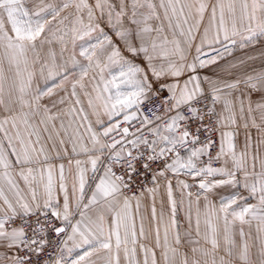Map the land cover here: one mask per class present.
Instances as JSON below:
<instances>
[{
  "label": "snow or ice",
  "instance_id": "6c2138e0",
  "mask_svg": "<svg viewBox=\"0 0 264 264\" xmlns=\"http://www.w3.org/2000/svg\"><path fill=\"white\" fill-rule=\"evenodd\" d=\"M0 264H264V0H0Z\"/></svg>",
  "mask_w": 264,
  "mask_h": 264
},
{
  "label": "crops",
  "instance_id": "0c3cea01",
  "mask_svg": "<svg viewBox=\"0 0 264 264\" xmlns=\"http://www.w3.org/2000/svg\"><path fill=\"white\" fill-rule=\"evenodd\" d=\"M48 155L50 157L51 162L57 166V170L60 164L64 165V173H65V176L68 178L69 184L71 183L72 177L75 174V161L77 159L82 160V161L86 159V157L84 156H77V155L72 154L71 144L68 145V152L61 153L60 158H57V150H49ZM150 204H151V197L146 193L144 201H143L142 211L144 210V208H148ZM156 206H157V212L159 213V210H160L159 195L157 196V199H156ZM137 226H139V222H137ZM161 236H163L162 228H161Z\"/></svg>",
  "mask_w": 264,
  "mask_h": 264
},
{
  "label": "rangeland",
  "instance_id": "374dc122",
  "mask_svg": "<svg viewBox=\"0 0 264 264\" xmlns=\"http://www.w3.org/2000/svg\"><path fill=\"white\" fill-rule=\"evenodd\" d=\"M258 52H259V50L257 49V51L255 52V53H253V54H256V55H258ZM235 55H237V56H243L244 55V53H242V52H240L239 50H237V52L235 53ZM5 68L7 69V64H5ZM87 106H86V102H85V108H86ZM195 191V190H194ZM186 207V206H185ZM203 211V208H202V206H201V212ZM192 212H193V220L195 219V212H196V207H195V205H193V209H192ZM180 215H181V217L183 218V215H184V213H183V211L180 213ZM202 228H203V220H202ZM245 231L246 232H251L252 233V237H253V241L255 240V236H256V222H253L252 223V225L251 226H245ZM237 239H239L238 237H237Z\"/></svg>",
  "mask_w": 264,
  "mask_h": 264
}]
</instances>
